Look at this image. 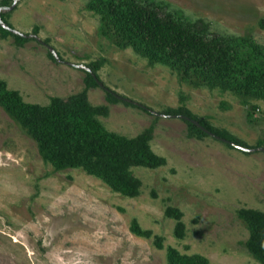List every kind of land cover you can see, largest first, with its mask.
<instances>
[{"label":"rangeland","instance_id":"1","mask_svg":"<svg viewBox=\"0 0 264 264\" xmlns=\"http://www.w3.org/2000/svg\"><path fill=\"white\" fill-rule=\"evenodd\" d=\"M153 1L185 20H203L211 36L264 49V0ZM91 2L0 0V21L28 38L0 32V79L39 105L68 100L88 85L90 105L106 109L101 125L127 138L143 135L166 163L132 166L140 194L123 196L82 165L47 163L32 131L0 106V264H167L169 248L210 264H262L247 250L251 230L237 211L264 213V98L124 46L102 33L105 20ZM240 41L239 54L247 47ZM189 115L253 148L191 134L181 118ZM168 207L182 215V239ZM133 220L152 237L136 236Z\"/></svg>","mask_w":264,"mask_h":264},{"label":"trees","instance_id":"2","mask_svg":"<svg viewBox=\"0 0 264 264\" xmlns=\"http://www.w3.org/2000/svg\"><path fill=\"white\" fill-rule=\"evenodd\" d=\"M90 7L105 20L102 33L118 39L124 46H132L150 60L176 66L185 75L202 77L206 82L216 81L222 76L220 79L227 82V87L234 85L233 90L264 98V49L254 43L211 36L209 25L203 20H185L169 13L165 5L153 0H92ZM7 28L0 26L3 36L13 35L19 42L28 40ZM239 41L247 45L242 47L240 54L234 50ZM90 69L88 75L96 84L97 68L90 66ZM88 88L86 85L81 93L68 100L54 97L47 105L29 104L23 101L18 91L8 89L0 79V106L32 131L35 139L46 149L43 159L54 168L82 165L113 191L126 197H136L140 194L141 183L132 174V166L159 168L165 165V159L151 150L143 135L127 138L107 131L97 120L98 116L106 114V109L90 105L86 93ZM189 119L200 125L201 128L188 121L190 133L199 138L207 136L206 130L243 148H253L201 119L191 116ZM166 215L177 221L174 234L182 239L185 226L181 213L168 207ZM237 216L251 230L246 242L248 252L264 264V213L241 209ZM131 230L136 236L152 237V233L142 230L135 220L131 222ZM154 244L162 249V238L155 236ZM166 257L167 264H210L203 255H186L174 248L167 250Z\"/></svg>","mask_w":264,"mask_h":264},{"label":"water","instance_id":"3","mask_svg":"<svg viewBox=\"0 0 264 264\" xmlns=\"http://www.w3.org/2000/svg\"><path fill=\"white\" fill-rule=\"evenodd\" d=\"M0 24H1V26H3L4 28H7V27L3 24V22L0 21ZM7 29H8V28H7ZM8 30H9V29H8ZM10 31H11V32H14L13 30H10ZM49 50L52 52V54L54 55V57H56L55 52H54L51 48H49ZM97 82H98V81H97ZM98 84L101 85L99 82H98ZM181 118H182V119H185V120H188V121H190L192 124H194V125L200 127V125H199L195 120H190V119H188L187 117H181ZM200 128H201V127H200ZM203 130H204V129H203ZM204 131H205L206 133L212 135L213 137L217 138V139L223 140V139L217 137L216 135H214V134H212V133H210V132H208V131H206V130H204ZM224 141H225V140H224ZM226 142L229 143V144H231V145H233V146H236V147H238V148H240V149H242V150H248V149L243 148V147H241V146H239V145H236V144H234V143H232V142H229V141H226ZM259 150L264 151L262 148H259Z\"/></svg>","mask_w":264,"mask_h":264}]
</instances>
